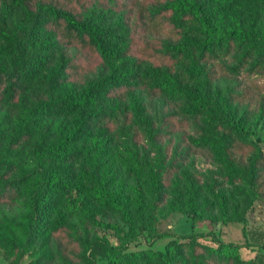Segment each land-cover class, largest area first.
I'll return each instance as SVG.
<instances>
[{
  "label": "rangeland",
  "instance_id": "rangeland-1",
  "mask_svg": "<svg viewBox=\"0 0 264 264\" xmlns=\"http://www.w3.org/2000/svg\"><path fill=\"white\" fill-rule=\"evenodd\" d=\"M25 1L34 7L40 0ZM47 1L68 8L79 18L99 11L109 12L112 20L121 15L127 31L123 58L133 61L140 70L155 65L181 82H193L208 103L201 114L191 115L183 111L179 100L154 92L148 79L138 77L130 90L112 92L109 102L104 104L106 115L102 120L108 123L107 144L72 161L83 185L88 184L84 173H92L107 179L111 189L121 185L122 192L131 196L134 201L131 228L135 238L127 243L126 250L146 246L163 248L164 242L174 237L162 235L151 242L147 231L139 228L137 209L158 197L153 178L160 177L164 191L152 212L151 233L177 236L190 231H211L221 240L236 243L243 262L251 260L253 264L258 253L264 255V55L255 64L252 56L241 57V48L217 52L211 60L190 55L184 58L165 50L166 42L188 44L189 38L200 37L201 32L196 21L177 13L162 12L150 17V6L164 0ZM197 1L205 13L220 14L225 23L239 22L254 34L264 32V0ZM0 16L9 24H21L19 8L9 0H0ZM63 47L65 55L80 63L79 77L87 71L88 74L108 71L106 63L96 61L95 53L73 45ZM0 64H5L1 41ZM191 67L194 71H190ZM231 67H235L234 72ZM72 85L65 82L49 86L41 73L9 97L3 93L5 82L0 81V162L3 163L0 172L5 177L16 178L22 170L47 164L37 151L47 152L52 141L72 123L73 116L31 117L29 110L48 91L55 96ZM139 114L150 117L153 125L161 129L152 142L146 138L144 125L133 122ZM229 117L242 124L244 131L235 143L221 135L216 145L227 159L236 163L237 169L245 168L243 163L249 157H259L260 166L252 181L227 178L228 165L190 145V139L198 136L196 127H204L216 137L225 129ZM167 163L175 164L176 168H160ZM4 166L8 167L7 171L3 170ZM70 196L77 197V202L83 200L80 190H71ZM191 206L199 209L193 216L188 210ZM26 211L23 197L11 193L8 198L0 199V264H105L101 248L92 244L91 236L105 238L111 244L122 242L119 232L87 225L81 216L62 210L54 214L47 229L32 236L28 233ZM222 213L227 220L220 219ZM96 217L115 222L123 230L129 228L118 215L97 213ZM63 231L86 238L82 244L67 243L58 235ZM198 240L214 244L209 235ZM43 256L49 257L48 263L43 261ZM206 260L207 264H226Z\"/></svg>",
  "mask_w": 264,
  "mask_h": 264
},
{
  "label": "trees",
  "instance_id": "trees-1",
  "mask_svg": "<svg viewBox=\"0 0 264 264\" xmlns=\"http://www.w3.org/2000/svg\"><path fill=\"white\" fill-rule=\"evenodd\" d=\"M9 2L18 6L21 24H9L0 16V41L3 43L5 57V64H0V81L3 79L5 82L3 93L12 97L41 73L45 75L49 86L65 82L73 84L70 89L55 96L48 91L47 96L36 101L29 110L31 117L73 116L72 123L62 135L52 141L47 152L37 151L42 162L46 160L47 164L22 170L16 178L5 177L0 172V199L8 198L11 193L25 199L28 233L33 236L47 229L54 214L62 210L81 216L87 225L109 227L121 234L120 244H111L105 238L91 236L92 244L100 246L105 264H207L206 259L226 264H251V260L244 263L240 258L236 243L221 240L211 231H190L177 236L172 233H151L149 226L153 221L152 212L164 191L160 177L153 178L158 197L145 207L139 205L137 209L139 228L147 231L151 242L162 235L174 237L167 239L163 248L146 246L126 250L127 243L135 238L131 228V210L134 206L131 196L122 192L121 185L111 189L107 179L92 173H84L88 184L83 185L72 161L101 150L107 144L106 134L109 128L107 121L102 120L106 115L104 104L109 102L112 92L130 90L138 77L148 79L154 92L174 101L179 100L183 111L191 115L201 114L208 103L201 98L198 87L193 82H181L180 78L173 77L166 69L155 65L140 70L133 61L123 58L127 31L121 15L112 20L109 12L99 11L79 18L68 8L47 0H40L34 7L29 6L25 0ZM150 8V17L159 16L162 12L177 13L182 18L199 24L201 36L189 38L188 44L172 41L164 44L165 50L175 55L211 60L217 52L241 48L242 58L252 56L253 63L261 62L264 55V32L254 34L239 22L234 25L225 23L222 15L205 13L197 0H164ZM70 45L95 53L96 61L106 63L108 71L98 74H88L87 71L79 77L80 63L64 54L63 46ZM141 52L146 54L144 48ZM189 69L194 71L193 67ZM234 69L235 67H231V72ZM133 122L144 125L148 141L152 142L161 132L147 115L139 114L138 119ZM227 123L216 137L204 127H196L198 136L190 139V145L207 151L210 156H215L228 165L229 172L225 174L227 178H246L252 181L259 169L260 158L249 157L247 163H243L245 168L243 166L237 169L236 163L227 159L222 148L216 145L219 136L223 135L229 142L235 143L244 131L242 124L233 117H229ZM2 164L0 162V168ZM160 168L172 170L176 165L167 163ZM3 170L7 171L8 167L4 166ZM73 189L82 192L83 200L77 202V197L70 196ZM188 210L192 216L199 212L193 206ZM97 213L118 215L129 228L123 230L115 222L97 218ZM223 214L220 219L225 221L228 217ZM58 235L67 243L82 244L86 238L85 235L74 236L69 231L59 232ZM206 235L210 236L214 244L198 240V237ZM82 256L86 258L84 251ZM42 259L46 263L49 261L48 256H43ZM253 264H264V255L258 253Z\"/></svg>",
  "mask_w": 264,
  "mask_h": 264
}]
</instances>
